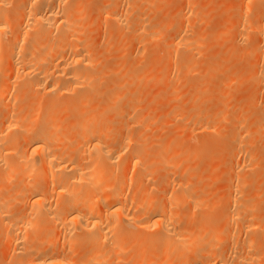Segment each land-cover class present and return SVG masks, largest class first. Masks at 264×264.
<instances>
[{"label": "bare ground", "instance_id": "bare-ground-1", "mask_svg": "<svg viewBox=\"0 0 264 264\" xmlns=\"http://www.w3.org/2000/svg\"><path fill=\"white\" fill-rule=\"evenodd\" d=\"M69 1L70 0H16L15 5L17 7L13 5L16 7V9L11 8L14 10V12H12L11 14L10 12H8V10H6L7 5H9V0H0V99L6 96V94L10 95L9 100L7 101L5 100L4 102L6 103V106L8 108L6 115L4 116V118L0 120V168L4 170V174L0 179L1 180L0 181V217H1L0 232L1 234L3 232L7 241L13 245L14 249L12 254H13L14 262L12 264H72L70 260L67 257H65V255L67 254H63L65 251L61 253L64 256L59 254L54 255L50 252L51 249L53 250L52 246H55L56 243L59 244L61 242L64 245L61 243L58 246L64 247L65 244H67L69 245V246L66 245L68 248H70L69 250L73 249L72 251H74L73 252L74 254L77 253L81 254V252L78 251L80 250L82 251L83 254L79 256L80 258H82V260L80 259V261L77 264H122L124 263V261L127 260L126 258L123 259L122 257L124 255V251H126L124 249L128 244L127 238L131 235H134V233L136 236L138 234L139 235L136 243L135 244L132 243L134 246H132L131 248L133 249H129L130 252L132 250L130 255H132L134 250L132 257L130 259L128 258L131 261L130 264H148L149 261L150 262L153 261L152 258L151 260L149 259L150 257H153V259L156 260V263L155 261L152 262L154 264H175V262L176 264H251L256 259V257L254 256V252H252L256 250V244H258L256 243L258 240L255 241L256 237L253 238L247 235L245 236L246 238L239 240V242L237 239H236L237 241L235 242L231 241L232 243L230 242L231 246L229 248L230 252L229 250L217 251L213 249L215 244L218 241H221L220 239L223 240V238L225 237L226 238L230 237V235L227 234L224 235L223 232L221 231L222 229L221 230L219 229L218 226L219 221L218 222L217 220L210 221V218L209 219L208 217L204 218L203 222L200 225V232L193 237H191L190 235H186L184 229L182 228L179 229L177 227L176 224L179 223L177 214L180 213V210L178 209L179 211L177 213L175 208L184 205V203H190L191 205L197 207L198 203L199 202L201 203L202 201L201 198L200 201L198 197H194V193H196V188L189 187L188 184L189 181L187 182V180H185L186 181L185 182L177 179L178 181L175 182L174 180L173 182L174 187L171 186L173 188L171 189V191L175 193L173 192L170 193V190H168L169 192L167 193H169L170 195L165 194L169 197L164 196L165 198L162 201V203L160 201L156 202V201H152L151 199L149 200L146 197L145 193L143 192L144 190H142L144 187L143 186L141 187L140 184V177H142L141 174L143 173L141 171L143 164V158H142L143 152L139 149H134V148L131 149L129 147L133 142L132 140L134 136H131V134H123V133L118 134L119 130L117 131V129L120 126L118 124L122 123L120 119L119 121L117 120V122H119L118 124H116L118 125V127H116L117 129L111 128L110 126H108V123L107 125L106 123H104V121L108 122V120L110 119L109 117L111 115H112L111 119H113L114 118L113 115L115 116L116 114L118 113L120 114L121 112L124 111V110L121 111V107H120L123 104L119 105L118 103L120 101L119 99L122 97H118L119 99L117 101V99L114 96H112L114 108L111 109L110 107L109 108L105 107L103 109L101 108L99 113L98 112L94 113L93 109L90 110L87 108L88 105H86L87 101L85 100L89 99L90 97H93L92 96L94 94L93 87L94 86L96 87L98 83H100L98 81L100 78L97 79L96 77L97 73L95 72L96 75H94L93 71L97 70L96 69L97 66L98 67L103 66V65L96 66V63L97 62L100 63L102 57L98 61L97 59H95L96 61L95 62L94 58L99 57L96 54L99 53L101 54L100 51L99 53H96L98 52L97 51L98 49H96L98 48V46H94L95 44L94 45L92 44L95 42L90 41L91 38L89 40L88 38L89 36L86 37L84 34L77 33L79 27L80 26L82 27L84 17L86 18L87 15L83 8V5H81L82 3L77 5L76 3L75 5H70L71 2L69 3ZM257 1H262V0H242L241 3L239 2L240 4L242 3L244 4L245 8L242 11L243 14L244 13L247 14L248 11L247 12L244 11H246L249 8L250 4L253 3L255 4V2ZM10 2H11L10 5L14 3V1L12 0ZM100 2L98 9L100 8L101 11L100 9H99L100 12L97 10L99 13H101L99 14L101 16L100 18L103 17V20L107 18V20H109L112 24L116 25L118 28L131 29L132 35H137L138 37H142V35L146 33L145 35H143L142 38L145 39L147 37L146 39H149L151 42L153 40V42L155 41L156 44L157 42L156 40H160L164 36V34H166L165 36H167L166 30L174 31V34L171 37H169V39L166 41L167 46H169L170 48L169 50H173V49L186 50V48L188 49L189 48L188 46H190L194 42L195 43L199 42L197 40L198 38L196 39L197 37L196 34H192L193 36H196L194 37L195 39H192L191 37L192 35L191 36L189 35L191 33L187 34L186 31L187 29L184 28L185 26L177 28L175 27L176 26L175 23L173 24L172 22V24L175 25L173 26L168 21H167L168 23L163 21L161 22L157 21L159 23L152 24L151 20L145 19L146 15L144 17L140 15L138 17L136 16L137 19L133 18L136 20L134 22H131L132 26H130L131 25L130 21L128 22L127 20L129 17L128 15H130V13L132 14L134 12L133 10H135L137 6L134 8L133 6L127 5V8H125L124 10V9H118L119 6H117L116 0H101ZM85 3L87 2L85 1ZM190 3L192 2L190 1ZM87 4L90 3L88 2ZM89 7H91V5H89ZM187 7H191V5ZM90 10L91 9H89L88 11ZM201 16L202 15H200L199 17ZM252 16L253 17H250L252 18L250 20L248 18L246 19V21H241L245 19H241L237 23H235L236 22L235 21L234 22L235 25L233 24L232 25L233 27L230 26V28L232 27L234 28V30H237L236 31L237 34L240 32L241 34L240 35L238 34V36L240 37L241 35L243 37H246L245 34H248L250 32L254 34L257 38L262 39L264 38V6L261 7L259 10H256V12H254ZM170 17L171 16H169V18ZM181 17L182 16H180V18ZM244 18L247 17L244 16ZM133 19L131 18V20ZM15 20H17L18 22L17 24L15 23ZM165 20H168V18ZM100 21L102 20L100 19L99 22ZM207 21L208 20H206V22ZM193 22L195 21H192V23ZM181 23L183 24V22ZM102 26L104 27L105 25ZM116 26H114V28ZM99 28H101V26ZM194 28L195 27H192V29ZM94 29H96V27ZM126 29L125 32L128 31ZM226 30L227 29H225V31ZM106 32H108V30ZM123 32L124 31H122V33ZM223 33L224 32H222L221 34ZM8 34L10 35L8 36ZM106 35L108 34L106 33ZM123 37H125V35H123ZM248 37L249 36H247L246 38ZM102 38L104 39L103 36ZM110 38L111 37H109V39ZM116 38L117 37H115V39ZM93 39L95 40L94 37ZM122 40L123 38L121 39V42H123ZM109 41L107 40V43ZM90 42L93 46L90 44ZM142 42L146 44L147 41L142 40ZM150 43H148V45H150ZM118 44H124V43L119 42ZM193 46L195 45L193 44ZM104 48L105 47H103V49ZM196 48H198V46ZM109 49L110 48H108V50ZM116 49L117 51H119L118 50L119 47ZM102 52L104 51L102 50ZM105 52L108 51L106 50ZM94 53H96L95 56L93 55ZM122 56L123 55H121V57ZM169 57L172 56L170 55ZM184 57H186V55ZM122 59H124V57ZM119 64L120 63H118V65ZM173 65L175 64H172L170 66ZM178 65L180 66V64ZM191 67H193V65H191ZM100 69L98 68V70ZM119 69H121V66L119 67ZM187 71L189 70L186 69V72ZM8 73H10L11 75L9 74L8 76L7 75ZM125 73L127 72L125 71ZM4 75H7L6 78L10 76L15 77V79H19V81L22 82L20 89H18V91H15L16 92L15 94L13 95L11 94V87L9 88L7 87V85H4V83L6 84L8 83V80L7 82H4L5 80L3 79V77H5ZM111 75H113V73ZM129 75H132V73ZM129 79L131 81V78ZM133 79L138 80L139 77L137 78L136 76V78ZM10 81L11 80H9V82ZM16 81L17 80H15L14 82ZM141 81L143 82L144 80L141 79ZM133 82L134 81L132 80V83ZM30 89L31 91L33 89V91L36 90L37 92H42L40 94L45 93V96L46 94L51 96L48 99L50 103L44 101L45 103H47V105H45L46 107L44 106L45 103H43L42 106L44 108L43 109L38 108L37 112L36 109L35 111L32 110L31 112L32 115L31 113H29L30 111L29 109L32 108L33 106L32 107L29 106L32 103H34V101L32 102L29 101V104L28 102H26V104H28L29 111L27 110V106L25 109V106L20 102L23 99L27 98L26 94ZM139 92L141 93L143 91H141L140 89ZM69 93L70 94L73 93L72 95H70V98L75 94V97L72 98L73 101L75 98V101L77 100L78 103H76L75 107L74 105H72L75 109L73 107L72 108L73 111H76V113L78 112L79 115L78 117H74L70 120H68L69 118H67L66 120L65 116L67 115L65 114H64L65 116L60 115L68 122L66 123L65 121L67 127L65 126V124H62L65 126V129L62 130L64 128V126L61 125L63 120L59 122L60 119L58 117L56 118L57 114L55 116V110L57 113V109H55L54 107L57 108L59 107V106H54L55 101L57 99L55 100L54 98H52V96L53 97L61 96V98L63 96L64 98L62 99L64 100L65 97L67 96L66 94H68L69 97ZM33 94H35V92H33ZM33 94L31 95L32 97ZM102 96H100L101 99ZM169 96L170 94L168 95V97ZM61 98L60 99L58 98V100H61ZM33 99L36 100V98L34 97ZM41 99H39L37 102H41L40 101ZM44 99H46V97H44ZM52 99H54L55 101L54 100L52 101ZM97 99L98 98L96 97V100ZM58 100L56 101L57 104H59ZM69 101L71 102V100ZM66 102H62V104L60 103L61 106L63 105V103ZM136 102L138 101L136 100ZM200 104L201 103L198 102V105ZM191 105H193L192 102ZM118 106L120 107V109ZM66 109L68 110L67 107ZM60 111L58 110L59 113ZM33 112L36 113L33 114ZM63 112H65V110ZM148 112L150 111L147 110V113ZM167 112L165 113L167 117L168 115H170V118H172L171 116L173 115L174 117L175 115L177 116V118H179L178 114L176 115L173 109H170L169 112L168 113ZM203 112H207V110L206 111L203 110ZM29 114L31 117L29 116ZM39 114L42 115L40 119H38ZM159 115L157 116L160 117L161 115L160 116ZM145 116H143V118H145ZM179 116L182 117V115L180 114ZM203 116L196 114L193 115L192 118L193 121L196 122V124L198 123V126H200L201 130L203 129L209 131V129L212 128L211 125H213V123H211L212 120H209L210 122L208 121V119L207 121H201ZM136 119L133 122V124L136 125L138 124V121H140L139 123L141 126L139 127L145 128L144 124H146L147 122L146 123L143 122L144 124H141L142 123L141 121H143V119L142 120L139 119L138 121H136ZM187 123L188 120L186 124ZM180 125H183L182 122ZM130 130L132 131V129ZM140 130L141 129H139L138 131ZM127 132L128 130L126 131V133ZM236 132L237 131H235V133L233 132L234 134H232L234 135V140L236 139V137H238L237 136L238 133ZM65 135L71 136V140L69 139V137L67 138ZM136 135L137 134H135V138H137ZM73 139L74 141H72ZM168 143L170 142L167 141V144ZM115 144H117L116 145L117 147H114ZM167 144L165 145L164 148L162 147L164 151L162 149V151L160 152V154L164 152V156L163 157L161 156L162 157L161 163L163 164L162 167L164 169L171 168L176 165L174 163V160L170 159V156L173 157L172 154L175 151L171 150L172 154L170 153L169 154L170 156H165V154L167 155L168 152H170L169 147H171L169 144L168 145ZM126 147L127 148L129 147L131 151L127 152V154L124 152L125 154L123 155V153L121 152H123ZM119 148H124V149L123 151H120ZM240 152H241V148L235 149L233 151V156L236 157ZM246 153L247 152L243 151L244 158L241 161L242 164L247 163L248 160L253 158L252 156H248ZM156 156L159 158L158 155ZM116 161H119L120 163L123 164L131 163L134 167L133 168L134 175L133 178L130 177L131 180L127 181L126 179H124L121 181H117L118 184L116 183V185H114L115 183H113V186H109L111 184L109 182L112 180V177H110V173L112 172L111 167L112 168L114 167L112 164L113 162L115 163ZM245 165L247 166L248 164ZM17 176H20L18 180L20 178L23 179V181L22 179H20L22 183L16 180L15 177ZM26 177L27 179L31 178L30 179L31 182H29L30 180L24 181L27 180L25 179ZM14 178L19 183L18 186L16 185L17 182L15 183L16 188L14 192L16 197L10 195V197L12 196L10 198L9 196L7 197L8 194L6 195L4 192H2L4 188L2 184L4 182L6 183L10 182L14 180ZM241 179H242L241 181L243 182L245 178L244 179L241 178ZM5 186H7V184ZM132 187L134 188L131 189ZM203 187L205 186L203 185ZM129 189L131 193L133 192L132 194L129 193L130 192ZM236 189H233V184H232V186H230L229 188V192L232 191L239 192L241 191L239 189H242V187L238 188L237 190ZM17 197L20 199H18ZM155 197L157 196L155 195ZM19 202L22 203L24 210L18 212L14 216L7 217L6 216L7 212L10 209H12V207L19 205ZM250 204H248L244 208L245 212L228 210L227 213L224 214L225 216H223L224 217L223 224H225L228 227L236 225L238 221L244 218V216L246 215L245 213H247L246 211L254 207L253 205ZM174 212H176L177 214ZM183 214L182 216H184ZM240 223L241 224L238 226L239 234L244 232L246 233L249 230L256 231V229L259 227V223L254 220H250L247 222H240ZM205 228L210 229V233L207 236H205V234L203 233ZM139 230L140 231L148 230L149 233L148 234H144L141 232L139 233L138 232ZM227 240H229V238ZM0 244L2 246V244L4 243H0ZM70 245L71 246L73 245V247L76 245L74 247L75 249L76 247L80 248L81 246L82 248L80 250L78 248V251L75 252L77 249L74 250V248H71ZM188 245L198 247L194 252L195 255L192 254L194 256H191L194 258L191 259L190 258L191 253L190 255L187 253L185 254L186 256L184 257L178 254L179 257L178 258L176 257L177 259H175L172 253L178 251L181 247ZM85 246L90 248V250H88L87 248L88 252L82 250L83 248H85ZM4 247L6 246H3L2 249L5 250ZM6 251L8 252V250ZM59 251L60 250L58 249V253ZM2 254H3V250H2ZM2 254L0 257L3 256ZM69 254L70 252L68 253V255ZM181 254L183 253L181 252ZM172 256L174 257V259ZM127 257H128V253H127Z\"/></svg>", "mask_w": 264, "mask_h": 264}, {"label": "rangeland", "instance_id": "rangeland-1", "mask_svg": "<svg viewBox=\"0 0 264 264\" xmlns=\"http://www.w3.org/2000/svg\"><path fill=\"white\" fill-rule=\"evenodd\" d=\"M10 1L11 0H9V5H7L6 10H8V12L12 14L14 10L11 8L16 9L17 6L15 5L16 0H12L14 1L12 5H10L11 4ZM85 1L87 3L89 2L90 4L85 3ZM100 1L99 0H90V1L89 0H75V1L70 0L69 1V3L71 2L70 5H75V3L76 5L82 3L81 5H83V8L87 15H86V18L84 17L82 27L80 26L79 29L77 28L78 29L77 33L84 34L86 37L89 36L88 37L89 40L91 38L90 41L95 42L92 44L93 45L95 44L94 46H98V48H96L98 49L97 50L98 52L96 51L95 52L99 53L100 51L101 54L99 53L100 54L99 55V54L94 53L93 54L94 56L95 54L99 56V57L97 56L98 58L96 57L94 58L93 56L94 61L95 59H97L98 61L101 57L103 59V60L102 59L100 60V63L98 62L96 63V66L97 65L99 66L103 65V66L102 67L97 66L96 67L97 70L93 71L94 75H96L95 72L97 73V76H96L97 79L100 78L98 80L100 83H98L97 85L100 88H98L97 86L93 87L94 89V94L92 95L93 97H90L89 98L90 100L89 99L85 100L87 101L86 102V105H88L87 108L90 110L93 109L94 113H97V112L99 113L101 108L102 109L105 107L106 108L110 107V109L114 108L112 96H114L117 99V101L119 99L118 97H122L119 99L121 102L120 101L118 102L119 105L123 104L122 106H120L121 111L124 110L123 112L120 111L121 116L118 113L119 115L118 114L115 115L116 118L113 115L114 118L111 119L112 117L111 115L110 117L108 116L111 120L109 119L108 122H105L104 120L106 119H104L103 121L104 123H106V125L108 123V126H110L111 128L117 129L116 127H118V125H120L119 128L123 126L122 127L123 129L122 128L117 129V131L119 130L118 134L123 133V134H131V136H134L132 140L133 142L129 147L131 149L132 148L139 149L143 152V155H142L143 164H142V170H141L143 173L141 174L142 177H140V184H141V187L142 186L144 187L142 190H144L143 192L145 193L146 197L149 200L151 199L152 201H156V202L160 201L162 203V201L165 198L164 196H167L165 194L170 195L169 193H167L169 192L168 190H170V193L173 192L171 191V189H173L171 186L174 185L173 183L174 180L175 182H177L178 180H181V181L187 180V182L189 181L188 182L189 187L196 188V193H194V197H198L199 199L201 198L202 201L200 199L201 203L199 202L197 207L191 205L190 203H184V205H181L182 207L178 206L177 208H175L177 213L179 210H180V213L182 212L181 214L180 213L177 214L176 212H174L177 214V218L179 220V223L176 224L177 227L179 229L181 228L184 229L186 235H190L191 237H193L200 232V225L203 222L204 218L208 217V219L210 218V221L217 220V222L219 221L218 223L219 229L220 230L222 229L221 231L223 232L224 235L227 234V235H230V237L223 238L224 241L220 239L221 241H218L215 244L213 248L214 250H217V251H222V250L228 251L229 250L230 252L229 248L231 246L230 244L231 241L235 242L238 240L239 242V240L246 238L245 236L249 235L250 237H253V238L256 237L255 241L258 240L256 242L258 243L256 244V250L252 251L254 252V256L256 257V259L251 264H264V125H263L264 124L263 122L264 121V75H263L264 73L263 71L264 70L263 68L264 67V59H263L264 58V49H263L264 48V38H262L263 40L260 38H257L254 34L250 32L248 34H245L246 37L249 36L248 38L243 37L242 35H241L242 37L241 38L240 36H238V34L240 35L241 33L238 31L239 33L237 34L236 33L237 30H234V28H232L233 27L232 25L234 24L235 21H236L235 23H237L241 19H245L241 21H246V19L248 18L249 20L252 19L250 17H253L252 16L253 13L256 12V10H259L261 7L264 6V3H263L264 1L263 0L257 1L255 2V4L254 3L250 4L251 6L249 5V8L246 11H244V12L248 11V13L247 14L244 13L245 14L244 15L242 12L243 9L245 8L244 4L243 3L240 4L242 0H198V1L197 0H193V1L192 0H186V1L185 0L183 1L182 0H155V2L154 0L153 2L152 0H138V1L133 0L134 3L132 0H131L132 2L130 0H127V1L126 0H121V1L116 0L117 6H119L118 9L125 10V8H127V5L133 6L134 8L137 6V8L133 10L134 12L128 15L129 17L127 20L128 22L130 21V24L131 22H134L139 15L142 17L146 15L145 19L151 20L152 24L153 23L156 24L161 21L166 22V23L169 22L171 24L173 22V24L175 23L176 26L173 24L172 25L177 28L185 26L184 28L187 29L186 30L187 34L191 33L189 34L190 36L192 34H196L197 37L193 35L191 37L192 39H195L194 37H196V39L198 38L197 40L199 42L195 43L194 41H192L194 42L193 44L195 46L191 44L193 47L191 45L188 46L189 47L188 49L187 48L186 50L184 49L185 52L183 49H176L177 52L174 49L169 50L170 48L169 46H167L166 41L169 39V37H171L174 34V31L172 30H166L167 36H165L166 34H164L165 33L164 31L163 33L164 36L162 35L163 37L160 40H156L157 42L155 44V41L153 42L152 40L151 42L149 39H146L147 37L145 39L142 38L143 35H145L146 33H144L142 37H138L137 35H132L131 29L118 28L116 25L112 24L109 20H107V18L105 17H104L105 20H103V17L100 18L101 16L99 15L101 14L99 13L101 9L99 8L100 11L98 9L100 5L99 4ZM190 1L192 3H190ZM125 3H126V6H125ZM145 3L148 5H146ZM189 4L191 5L192 8L187 7V6H190ZM13 5H15L16 7ZM87 5H88V8L91 9L90 11L92 13L88 11L89 9L87 8ZM89 5H91V7H89ZM250 7L251 9L253 7L254 8L251 10ZM251 11H254V12H251ZM182 14L184 15V17ZM200 15L202 16L199 17ZM169 16H171L172 18L171 17L169 18ZM180 16H182L183 18L181 17L182 18L181 19ZM244 16L247 18H244ZM165 17H167L168 20H165L167 19ZM196 17L197 19L198 18L199 19L197 20ZM131 18L132 19L136 18V19L131 20ZM100 19L102 21L99 22ZM181 20H184V21H181ZM206 20L208 21L206 22ZM192 21H195V22L192 23ZM181 22H183V24ZM15 23L16 24L18 23L17 20H15ZM102 25H105L106 27L105 26L103 27ZM100 26L101 28H99ZM114 26L116 27L114 28ZM130 26H132V24ZM190 26L195 27V28L192 29V27ZM230 26L232 27L230 28ZM95 27L96 29H94ZM125 29L128 31L125 32ZM225 29L227 30L225 31ZM107 30L108 32H106ZM122 31L124 32L122 33ZM222 32L224 33L221 34ZM106 33L108 35H106ZM122 34L125 35L126 38L123 37ZM9 35L10 34H8V36ZM102 36L104 37V39L102 38ZM93 37L95 38V40L93 39ZM109 37L111 38L113 37L114 40L113 38L112 40L111 38L109 39ZM115 37L117 38L115 39ZM122 38H123L122 40L123 42H121ZM241 39L244 40L245 42L242 41ZM107 40L108 41L110 40L111 43L110 41L107 43ZM142 40L147 41L146 44H144ZM104 42H106L107 45ZM119 42L124 43V44H118ZM112 43H114L116 47ZM148 43H150V45H148ZM153 43L155 46L153 45ZM121 46H122V49H121ZM163 46H165L167 50ZM197 46L198 48H196ZM103 47L105 48L103 49ZM118 47H119L118 49L119 51H117L116 49ZM108 48L110 49L108 50ZM102 50L104 52H102ZM106 50L108 52H105ZM169 53L172 57H169L170 56ZM184 54L186 55V57H184L185 56ZM121 55L123 56L121 57ZM123 57L124 59H122ZM122 60L124 61V64ZM118 63L120 64L118 65ZM172 64H175V65L170 66ZM178 64H180L181 67ZM191 65H193V67H191ZM120 66L122 70L119 69ZM115 67L121 71H118ZM98 68L99 69L101 68V69L98 70ZM186 69L189 71L186 72ZM125 71L127 73H125ZM112 73L113 75H111ZM131 73L132 75H129ZM9 74L10 73H8L7 75L9 76ZM7 75H4L5 77H3V79H5L4 82H7L8 80V83L7 84L4 83V85H7V87L9 88L11 87V94L13 95L16 93L15 91H18V89H20L22 82H20L19 79H15V77L10 76L6 78ZM136 76L137 78L139 77L138 80L133 79V78H136ZM129 78H131V81ZM141 79L144 81L142 82ZM9 80L11 81L9 82ZM15 80L17 81L14 82ZM132 80L134 81L133 83H132ZM140 89L143 92L140 93L139 92ZM30 91L31 89L26 94V97H27L25 98L26 100L23 99L24 101L23 100L20 101L25 106V109H26V106H27V110L29 107L33 106L32 108L29 109L30 111L28 110L29 113H31L32 110L35 111V109L37 112L38 108L43 109L44 108L42 106L43 103L45 102L48 103L49 102L48 99L51 96L47 94L45 96V93L40 94L42 92H37L36 90L33 91V89L31 92ZM33 92H35V94H33ZM32 94H33V97L36 98V100L33 99V97L31 96ZM72 94L73 93L71 94L69 93V97H68V94H66L67 96L64 95L66 96L64 100L62 99L64 98L63 96L62 98L61 96L60 97L55 96L56 98L52 96V98H54L55 100L56 99L58 100V98L59 99L61 98V100H58L59 104L60 103L62 104V102H66V99H67V102L63 103L62 106L61 104L59 105L56 103L57 100L55 101L54 99H52V101L53 100L55 101L54 106H59L58 108L57 107H54V108L57 109V113L55 110V116L57 114L56 118L58 117L60 119L59 122L63 120L61 125L65 124V121L67 120V118H69L68 120H70L74 117H78L79 115L78 112L76 113V111H73V108L76 106V103L78 102L77 100L75 101V98L73 101L72 97H75V94L74 96L70 98V95ZM169 94L170 96L168 97ZM100 96H102V99ZM41 97L43 99V102H42ZM44 97H46V99H44ZM96 97L98 98L97 100H96ZM9 98H10V95L6 94V96L0 99V105H1L0 106V120L4 118V116L6 115L8 108L6 106V103L4 102L5 100L6 101L9 100ZM39 99H41L40 100L41 102H37ZM69 100H71V102ZM136 100L139 103L136 102ZM29 101L30 102L34 101V103L32 104L30 103L31 105L28 107ZM96 101L97 102L99 101V102L97 103ZM26 102H28V104H26ZM191 102L193 103V105H191ZM198 102L201 104L198 105ZM47 103H45L44 106L47 105ZM72 105H74V107ZM66 107L68 108V110L66 109ZM202 107H203V110L204 111L207 110V112H203ZM176 108L179 110H177ZM170 109H173L175 114L176 115L178 114L179 118H177V116L175 115L174 117L172 115L171 116L172 118H170V115H168L167 117L165 113L167 111L169 112ZM58 110L59 111L62 110V111H60L59 113ZM64 110L65 112H63ZM147 110H149L150 112L147 113ZM36 112H33V114ZM64 114L67 116H65ZM179 114L182 115V117L184 116L183 119L182 117L179 116ZM196 114H199L200 116H203V115L206 116V117L203 116L202 118L203 120L201 119V121H207V119L208 121L212 120L211 123H213V125L211 126L213 129L211 128L209 129V131L203 130V129L201 130L200 126H198V123L196 124V122H194L192 118L193 115H196ZM60 115L65 116L66 120ZM157 115H159L161 118L158 117ZM143 116H145L146 119L143 118ZM41 117L42 115L39 114L38 119H40ZM133 117L135 119L136 118H139L141 120L143 119V121H141L142 122L141 124H144L143 122L145 123L147 122L146 124H144L145 128L139 127L141 126L139 123L140 121H138L139 119H136V121H138V124L136 125L133 124V122L135 121ZM119 119L121 120L122 123L117 122V120L119 121ZM187 120H188V123L186 124ZM152 122H153V125H152ZM181 122L183 125H180ZM66 123L68 122L66 121ZM66 125L67 124H65V126ZM125 125L127 128L125 127ZM65 126L64 128L62 127L63 128L62 130L65 129ZM130 129H132V131ZM139 129L141 130L138 131ZM127 130L128 132L126 133ZM235 131H237L236 133H238L237 135L238 137H236L235 135L236 139L234 140V135L232 134H234ZM141 132L143 136L141 135ZM135 134H137L136 135L137 138H135ZM66 137L67 138L69 137V139L71 140V136H66ZM72 141H74V139ZM167 141L170 142L168 144L171 147L168 146L170 148V152H168L167 155L165 154V156H170L169 154L170 153L172 154L171 150L175 151L172 154L173 157L170 156V159L174 160V163L176 165L173 166L174 168L171 167V168L164 169L162 167L163 164L161 163V160H162L161 158L164 156V152L162 154H160V152L167 144ZM116 145L117 144H115L114 147H117ZM129 147L128 148L126 147L125 149L119 148V150L123 151L124 149V151L121 152L124 155L125 153L127 154V152L131 151ZM173 147H174V150H173ZM239 148H241V152L236 157L233 156V151ZM243 151L247 152L246 154L248 156L253 157V158L251 157L252 159H250L253 161L248 160L249 163L246 161L247 163L245 164H248L247 166L245 164H242L241 162L244 158ZM156 155H158L159 158ZM112 165L114 166L113 168L111 167L112 172L110 171L111 172L110 177H112V180L109 182L112 185L111 184L109 185L108 183L109 186H113V183H115L114 185H116V183L118 184L117 181H121L124 179L128 181V180H131L130 177L133 178V175H134L133 168L134 167L131 163L123 164V163H120L119 161H116L115 163L113 162ZM2 170L3 169L0 168V172L2 173V174L0 173V179L4 174V170L3 171ZM181 173L183 176L181 175ZM188 176H189V179H188ZM19 177L20 176H17L15 178L17 181L22 183L23 179L20 178L22 179V181L20 179L18 180ZM15 178L14 180L10 182H7V183L4 182L2 184V186L4 187L3 188L4 191L2 190V192H4L6 195L8 194L7 197L8 196L10 197V195H12L13 197H16L14 191H15L16 185L18 186L19 182H17ZM241 178L243 179L245 178L246 180L244 179L242 182ZM25 179H27V177ZM30 179L31 178H28L27 180H24V181H29ZM29 182H31V180ZM4 184L5 185L7 184V186H5ZM232 184H233V189H236V187L237 189L242 187V189H239L241 191L238 190L240 193L237 191L229 192V188L230 186H232ZM203 185L205 187H203ZM202 187L205 189H203ZM133 188L134 187H132L131 189ZM154 189H156L157 192ZM129 193L132 194L133 192L131 193L130 191ZM155 195L157 197H155ZM248 204L253 205L254 207H252V209L247 210L246 211L247 213H245L246 215L244 216V218L238 221L236 225L228 227L225 224H223L224 223L223 216H225L224 214H226L228 210L245 212L244 208ZM22 210H24V208L22 206V203L19 202V205L12 207V209H10L7 212L6 216L7 217L14 216L18 212H21ZM182 214L184 216H182ZM250 220H254L259 223V227L256 229V231L249 230L246 233L244 232V233L239 234L238 226L241 224L240 222H247ZM233 230H234V233H233ZM138 232L139 233L141 232L144 234L149 233L148 230H145V231L139 230ZM203 233L205 234V236H207L210 233V229L205 228ZM138 235L136 236L134 233V235H131L127 238L128 244L126 245V248L124 249L126 251H124V255L122 256L123 259L126 258L127 260L125 259L126 261H124V263L122 264H130L131 261L129 259L132 257L134 250H133L132 255H130L132 250L130 252L129 249H133L131 248L132 246H134L132 243L134 244L136 243L138 239ZM0 237H1L0 243H4L2 244V246L0 244V256L3 250L2 257H5V258L0 257V264H4V262L5 264L6 263L12 264L14 262L13 261L14 258L12 254L13 249H14L13 245L7 241L3 232L2 234L0 232ZM228 238L230 241L227 240ZM61 243L59 244L56 243L57 244V246L55 244L56 247L52 246L53 250L51 249L50 252L54 255H57V254L62 255L61 253L65 251L63 254H67L65 255V257H67L72 264H77L80 261V259L82 260V258L79 257L80 255L83 254L82 251L80 250L82 246L80 248L78 247L80 250L78 251L77 247H76L77 250L74 248L76 245L74 247L73 245L72 246L70 245L71 248H74V250H76L75 252L77 251L81 252V254L80 253L74 254L73 253L74 251H72L73 249L69 250L70 248L67 247L69 245L65 244V246L67 245L66 247L58 246ZM129 244L130 245L132 244V245L130 246ZM3 246H6L4 247L5 250L2 249ZM87 248L88 247L85 246V248H83L82 250H85L86 252ZM197 248L198 247L196 246H190V245L184 246V247H181L178 251L173 252L172 255L175 257V259H177L179 255H182V257H184L186 256L185 254L188 253L190 255L191 253L190 258L193 259L194 257H191V256L195 255L194 252ZM58 249L60 250L59 253H58ZM127 249L129 250V252ZM6 250H8V252ZM88 250H90V248H88ZM5 251L7 252V254ZM69 252L70 254L68 255ZM181 252L183 254H181ZM127 253H128V257H127ZM151 258L153 261L151 262L149 261L150 263L147 261L148 264H154L152 263L154 261L156 263V260H154L153 257H150L149 259L151 260Z\"/></svg>", "mask_w": 264, "mask_h": 264}]
</instances>
